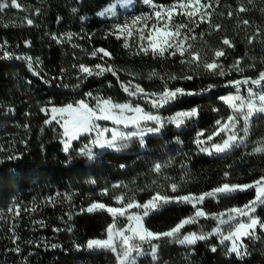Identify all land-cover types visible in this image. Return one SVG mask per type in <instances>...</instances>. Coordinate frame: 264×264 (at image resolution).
Here are the masks:
<instances>
[{"label":"trees","instance_id":"1","mask_svg":"<svg viewBox=\"0 0 264 264\" xmlns=\"http://www.w3.org/2000/svg\"><path fill=\"white\" fill-rule=\"evenodd\" d=\"M18 2L25 10L9 8L0 13V44L4 45L0 56L3 51L27 54L39 57L41 63L34 60L30 70L23 60L0 59V264H117L111 251L86 247L89 240L105 239L106 229L113 222L106 211H86L93 202L117 207L120 205L114 197L121 194L126 199L134 197L141 204L157 192L172 197L199 196L223 183L252 184L264 176V153L253 152L252 147L264 140V115L254 119L245 143H237L223 153L206 154L195 143L198 133L203 131L206 137L218 120L231 114L220 100L226 92L236 89L227 82L246 77L255 79L264 71V0H252V3L210 0V23L206 20L197 21L198 26L189 25L192 29L189 35L196 37L189 42L202 59L211 60L213 50L224 48L226 54L219 62L224 65L225 76L209 75L202 66L181 64L179 55L165 58L135 55L136 35L129 41L131 48L126 49L123 39L118 40L106 30L130 15H150L154 10L152 5H171L176 0H151V3L128 0L127 6L121 0ZM110 4H116V15H99ZM241 6L248 10L239 12ZM73 8L77 11L73 12ZM37 9L39 15L35 14ZM229 12L233 14L229 16ZM25 17L32 19L33 24L28 25ZM174 20L186 22L183 16ZM245 20L249 23L244 24ZM217 24L219 30L212 27ZM68 32L74 34L70 42L64 39L57 43L52 39L53 34L63 38ZM253 37L250 43L249 38ZM223 38H228L234 47L222 45ZM25 41H30L31 46L27 47ZM97 48L109 51L111 58L101 59L102 54L92 57L90 53ZM238 59L244 71H228ZM81 64L90 68L96 64L111 66L119 79L111 72L87 76L79 70ZM153 71L165 79L167 74L192 75V80H169L168 87L200 94L181 96L154 109L148 100L123 91L121 82L132 80L146 92H159L162 81L148 78ZM208 85L216 87L201 92ZM98 92L117 102L139 104L146 111L160 115L165 124L143 145L135 138L120 151L95 148L94 159L75 149L65 153L61 128L52 120L51 108L75 104L88 93ZM42 108L48 110L47 114ZM193 108L198 109L197 117L179 128L167 123V117ZM45 120L52 122L45 124ZM10 156L15 158L9 159ZM155 163L167 166L157 173L153 170ZM93 180L95 183L90 182ZM173 182L179 186L176 192L170 188ZM115 184L121 187L113 188ZM105 188L108 195H102ZM255 195L250 189L207 198L197 207L210 214H227L229 209L244 207ZM195 210L188 203H170L151 212L144 224L153 232H164L182 218L192 216ZM257 216L264 221V206L258 209ZM217 224L211 217H201L198 223L186 225L182 233H209ZM152 243L159 245L157 258L144 256L139 264H264V229L260 227L252 237L243 239L247 251L243 257L226 255L225 245L214 236L195 245H181L168 238ZM143 245L150 253V244ZM212 247L217 250L211 251Z\"/></svg>","mask_w":264,"mask_h":264},{"label":"snow or ice","instance_id":"2","mask_svg":"<svg viewBox=\"0 0 264 264\" xmlns=\"http://www.w3.org/2000/svg\"><path fill=\"white\" fill-rule=\"evenodd\" d=\"M128 0H121V3L127 4ZM151 3V0H146ZM218 2V0H217ZM252 3V0H249ZM153 12L150 15H138L131 21H125L124 24H117L114 26V30L111 34L116 38L123 39V47L126 49L131 48L130 39L136 35L138 40L137 50L135 55H149L153 57L165 58L166 56L181 57V64H187L189 66H195L200 68L201 66L208 72L209 75L225 76L224 65L219 62L220 57L225 56V50L223 47L213 50L212 59H202L201 53L194 49V45L190 43V40H195V36H190L189 33L192 29L190 24L206 22L210 23L211 12L208 9L212 8V2L210 0H176L171 5H152ZM15 8L25 10L24 6L18 2V0H0V13L5 9ZM116 4H110L103 12L99 13L101 16L116 15ZM248 9L244 6L239 7V12H245ZM73 12L77 9L73 8ZM39 15V10L35 12ZM233 13L229 12L231 16ZM176 16H183L186 18V22L177 23L174 20ZM28 25L33 24V20L25 17ZM151 21V24L148 23ZM244 24H248L247 20L243 21ZM139 26V27H138ZM198 26V23H197ZM216 30H219L220 25H212ZM187 31H182V30ZM74 34L71 32L65 33L63 38L53 34L52 39L57 43H62L64 39L71 41ZM253 38H249V42H252ZM7 42L5 41V44ZM221 44L227 47H234L232 42L228 38H223ZM27 47L31 46L30 41H25ZM77 47V45H73ZM4 45L0 44V50H3ZM102 54V55H101ZM90 55L96 57L101 55V59L104 57L111 58V53L104 48L94 49ZM16 59L23 60L27 63L30 70L33 69V62L41 63L39 57L33 58L27 54L14 55L7 51H3V55L0 59ZM242 59V58H241ZM241 60H236L228 69V71L236 70L243 72L244 69L240 67ZM255 67V65H250ZM81 73L90 75H102L104 72H111L114 76H117L116 70L111 66H105L102 64H96L93 68H90L84 64L79 65ZM98 70V71H97ZM38 75V73H36ZM131 76H135V73H129ZM159 78L162 81V89L159 92H146V90L139 84H134L132 80L128 82H121L123 91L129 96L140 97L148 100L152 108L159 109L167 104L177 100L181 96L198 95L200 93L194 91H186L184 88H169L168 81L176 79L192 80V75H183L177 77L174 74H167V79L161 76L158 72L153 71L149 75V79ZM117 79L119 77L117 76ZM264 82V71H261L257 78L246 77L243 80L228 81L227 85L236 87L237 94H230L222 96L220 99L224 101L233 112V115L227 117L226 121H217L216 127L207 134L201 131L197 134L195 143L199 147V151L205 152L209 155L215 153H223L232 147L237 146V143H243L244 137H240L237 132L236 125L243 119L244 127L243 131L245 136L248 133V125L252 117L255 114H264V91L255 92L252 88H248V96L244 97L239 95V89L241 85L251 83L252 85H262ZM226 85V86H227ZM215 85H208L207 88L201 90V92L211 91L215 88ZM91 96V93L87 94ZM41 111L47 114V109L42 108ZM52 120H56L57 115L60 116V120L56 122L60 124L62 131V144L63 151L67 153L71 147L72 141L78 140L81 136L91 135L95 133V138L91 141V145H85L80 149V154L94 159L93 147H99L101 149H113L120 151L127 147V141H130L133 137H139L141 144L143 145V137L148 133H158L164 126L165 120L158 114H154L151 111H146L139 104L133 105L131 102L117 103L111 99H97L95 107L90 106L84 100L77 101L75 104L69 103L62 107L51 108ZM130 114V115H129ZM198 115V109L193 108L189 111L178 112L174 117L168 119L167 123H173L177 128L184 124L185 120L194 118ZM52 120H45V124H50ZM62 121V123H61ZM97 121H112L115 125H122L124 128L132 126L135 130L131 132L121 131L119 128L109 129L107 127H101ZM153 122L156 127H142V123ZM110 133V137L106 134ZM226 134V138H222L220 143H210L214 141L215 137ZM204 137V139H201ZM201 145H208L203 146ZM256 152H264V146L256 148ZM15 157H9L13 159ZM167 165L161 163H155L153 170L157 173L161 172V169ZM124 167V165H121ZM225 177L228 173L225 172ZM95 183V181H90ZM113 188H120V184H115ZM127 187V185H124ZM176 183H171V191L176 192L178 189ZM249 188H254L256 195L252 201L244 205L243 208H232L228 210L229 214L218 213L210 214L205 212L202 208H198L197 205L202 203L205 198H217L219 196H230L237 191H244ZM109 190L105 188L102 195H108ZM119 207H111L100 202H93L86 211H106L111 214L113 218L112 224L107 229V238L103 240L92 239L87 242L86 247L89 250L107 249L116 255L117 264H136V255L144 254L142 247L144 242H147L151 246V255L155 260L158 244H153L152 241H158L161 238H168L169 240L178 242L181 245H195L198 241L208 240L213 235L220 236V243L226 247V255L235 254L238 257H243L247 254L246 247L243 243L245 237H252L255 229L260 227L264 229V221L258 216L252 215L256 212L257 206H264V176L259 180L254 181L252 184H229L223 183L216 187L211 192L203 193L199 196L192 194L186 196H167L157 192L149 200L141 204L135 200L134 197H128L126 199L125 194L117 195L114 197ZM170 203H188L195 208V212L192 216L184 217L179 220L174 226L164 232H153L144 227L143 219L147 217L151 212L159 210ZM132 209H140L139 212H130ZM19 214V213H17ZM235 214V215H231ZM227 215V219L224 217ZM246 216L248 222L237 221L232 224V221H236L237 217ZM125 217L126 223L122 227H117V218ZM211 217L218 221L217 226L209 233H196L188 232L182 233V230L186 225L195 224L199 222V218ZM71 218V217H69ZM229 225L227 233L223 225ZM226 242H228L226 244ZM56 247V245H53ZM79 247V246H78ZM119 249V250H118ZM216 247H212L211 251L215 252Z\"/></svg>","mask_w":264,"mask_h":264},{"label":"rangeland","instance_id":"3","mask_svg":"<svg viewBox=\"0 0 264 264\" xmlns=\"http://www.w3.org/2000/svg\"><path fill=\"white\" fill-rule=\"evenodd\" d=\"M128 4H126L125 6H127ZM135 16H137V15H130L129 17H127V18H125V19H123L122 21H120V22H117L116 24H113V25H111L108 29H106L107 30V32H109V33H112L113 32V30H114V26L115 25H117V24H124L125 23V21H131ZM139 27V26H138ZM113 35V34H112ZM115 36V35H114ZM248 88H252L253 89V91H255V92H261V91H264V86H262V85H260V86H258V85H253V86H248V85H245V86H240V89H239V95H241V96H244V97H247L248 96ZM230 94H237V89H235V90H232V91H229V92H226L223 96H227V95H230ZM97 99H111V98H109V97H106V96H104V95H102L101 93H94V94H92L91 96H86L84 99H82V100H84L85 102H87L90 106H92V107H95V105H96V103H97ZM112 100V99H111ZM221 100V99H220ZM113 102H117V101H115V100H112ZM222 101V100H221ZM222 102H224V101H222ZM117 103H125V102H121V101H118ZM226 104V103H225ZM226 106L231 110V114L230 115H233V112H232V109L226 104ZM182 111H189V110H182ZM182 111H178V112H182ZM177 114V113H176ZM176 114H174V115H172V116H169V117H167L168 119L169 118H171V117H174ZM130 115V114H129ZM229 115V116H230ZM259 115H264V114H255L253 117H252V119H251V121L249 122V125H248V129L250 128V126L252 125V123H253V121H254V119L256 118V117H258ZM197 117V116H196ZM195 117V118H196ZM191 119H193V118H191ZM191 119H187V120H185V122L186 121H188V120H191ZM57 120H60V116L59 115H57V117H56V120H54V122H56ZM227 120V117H222L219 121H226ZM57 123V122H56ZM61 123H62V121H61ZM97 123L103 128V127H107V128H109V129H112V128H119L121 131H124V132H131V131H134L135 129L132 127V126H129V127H127V128H124L122 125H120V126H118V125H115V124H113V122L112 121H97ZM57 124H59V123H57ZM59 126H60V124H59ZM142 127H145V128H147V127H155V124L153 123V122H145V123H142ZM243 127H244V122H243V119H240V122L236 125V128H237V132H238V135L240 136V137H244V142L243 143H245L246 142V139H245V133H244V131H243ZM60 128H61V126H60ZM62 131H63V129L61 128L60 129V134H62ZM154 134H157V133H148L147 135H145L144 137H143V141H145L150 135H154ZM248 134H249V131H248V133H247V136H248ZM106 135H108L109 137H110V133H108V134H106ZM62 136V135H61ZM86 138V139H85ZM95 138V133L93 132L91 135H84V136H81L78 140H74V141H72V144H71V147H70V149L71 150H76V151H78V153H80V149L81 148H83L85 145H91V141L93 140ZM135 138H137V139H140L139 137H133L131 140H134ZM222 138H226V134H221V136H217V137H215V139H214V141H212L211 143H220V142H222ZM248 138V137H247ZM62 139H63V137H62ZM130 140V141H131ZM129 141H127L126 143H128ZM250 145H252V144H250ZM262 146H264V140H262L261 142H257V143H255L252 147H253V152H254V150L256 149V148H258V147H262ZM95 148H99V147H93V153H94V158L96 157V153H95ZM100 150H113V149H101V148H99ZM116 151V150H115ZM256 152V151H255ZM258 153H264V152H258ZM207 154V153H206ZM82 155V154H81ZM250 189H253L254 191H255V189L254 188H249V189H246V190H244V191H248V190H250ZM244 191H237V192H235V193H241V192H244ZM211 192V191H210ZM222 196V195H221ZM221 196H219V197H221ZM208 198H211V197H208ZM218 198V197H217ZM205 199H207V198H205ZM204 199V200H205ZM201 204V203H200ZM199 205V204H198ZM112 207V206H111ZM117 207H119V206H117ZM261 206H257V208H256V212L255 213H253L252 215H254V216H257V212H258V209L260 208ZM241 208H243V207H241ZM130 212H132L131 210H130ZM151 214V213H150ZM149 214V215H150ZM227 214H229L228 212H227ZM148 215V216H149ZM231 215H235V214H231ZM147 216V217H148ZM147 217H144V219H143V224H144V221H145V219L147 218ZM225 219H227V215L224 217ZM248 217H246V216H242V217H237V220L236 221H232V224H235L237 221H240V222H248ZM126 223V220H125V217H118L117 218V224H116V226L117 227H122L124 224ZM144 227L145 228H147L146 227V225L144 224ZM224 229H225V234L227 233V230H228V228H229V225H223L222 226ZM214 237H218L219 239H220V236L219 235H213ZM107 238V237H106ZM105 238V239H106ZM98 240H103V239H98ZM145 243V242H144ZM197 244V243H196ZM142 247H143V249H144V245H142ZM107 250V249H106ZM119 250V249H118ZM135 255V257H136V264H139V259L140 258H142V257H144V256H148V255H151V252L150 253H148V252H146L145 250H144V254H141V255H136V254H134ZM152 256V255H151Z\"/></svg>","mask_w":264,"mask_h":264}]
</instances>
